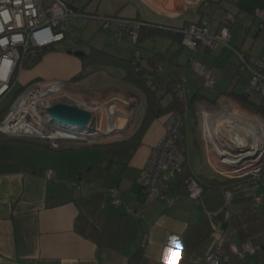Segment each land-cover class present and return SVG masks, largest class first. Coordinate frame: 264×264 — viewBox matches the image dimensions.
<instances>
[{
	"label": "crops",
	"instance_id": "1",
	"mask_svg": "<svg viewBox=\"0 0 264 264\" xmlns=\"http://www.w3.org/2000/svg\"><path fill=\"white\" fill-rule=\"evenodd\" d=\"M65 1L77 13H88L74 0ZM107 1L109 0H100L96 12H90V14L102 16L117 14L164 27H178L185 23H203L213 20V33L220 32L224 24L220 21L223 20L224 11H231L237 17L236 23L242 24L240 34H244L240 45H234V47L244 53L264 59V33L259 27L253 31V34H250L257 20L253 13L254 8L257 5L264 8V0H230L225 2L209 0L207 5L192 8L182 6L177 0H114L111 10L105 7ZM144 9L164 16L166 21H152L144 14ZM83 18L85 17L81 15L72 16L70 19L72 32L67 34L65 40L52 46L53 50L47 51L43 55L40 54L34 59L36 61L34 66H29V63L33 64L32 59L29 60L21 72L17 84L24 87L36 80L74 82V77L79 74H84L87 77L89 74L101 73L104 71L103 69L109 68L112 72V85L121 81L130 89L132 87L138 89L125 81L126 69L124 67L106 62L95 68L94 64H84L81 59L83 55H76V52L79 51L84 54L90 53V51L84 52L82 48L72 47L75 46L72 36L77 35L74 26L80 24V20ZM233 25L231 33L234 29L236 33L239 29ZM108 35L106 44L110 46L108 49L110 51L105 49L108 48L106 45L102 47L93 45L90 49H102L110 55L122 58L132 56L134 45L128 43V38L121 36L116 31ZM156 35L169 37L172 42L178 41L183 46L182 40L174 37L173 34ZM250 35H252L251 39H249ZM151 36L143 38L140 46L142 47V42ZM109 40L113 41L114 45L110 44ZM235 42H239L237 33ZM165 49L166 46H163L160 50L154 51L159 52L157 58L152 60L156 66L155 70L159 61L166 58L163 53ZM180 51V47L174 49L173 57L170 59L174 64V71L178 67L182 69V65L177 60ZM154 52H150L146 56L141 53L146 59L145 62L142 61V65L149 69H152V66L148 58ZM219 62L221 61H217V65L221 64ZM228 66L229 61L222 67H214V72L216 74L218 68L219 74L230 78L231 82L236 81V83L231 84L227 90L218 89V91H228L233 88L240 92L244 91L249 81V73L243 69L244 73L248 74V81L240 90L238 86L242 77V66L237 69L233 68V70ZM84 78L75 82L80 85ZM195 93L189 97L186 89V101H190ZM209 97L214 96L209 95ZM197 100L209 102L208 98ZM197 100L195 104L198 102ZM162 122L163 124L159 122L160 124L146 131L145 141H141L129 158L115 161H110L102 152V145L112 143L114 140L101 141L98 144L99 154L92 158L90 152H87L89 149L79 150L92 146L79 147L72 143L59 150L50 144L47 146L43 141L37 139L21 137L15 139L14 136L0 132V264H126L140 244L144 245L145 255L149 259L164 264H178L185 243L192 241L188 232L192 224L199 225L201 232L197 234L210 229L208 237L195 247L190 255L191 264H199L207 261L208 255L221 237H226L227 234L233 232L237 235L235 228L230 226V222L234 221L232 220L233 213L259 203V209L264 214V173H262L259 183L247 182L237 188L224 191L221 189L209 190L205 194L206 202L195 201L185 194L178 185L177 175H174L173 180L170 179L173 186L168 188L164 197L148 196L139 183V176L153 147L159 144L165 134L166 118ZM192 134L189 144L191 139L195 143L198 142L194 131ZM186 141H188L187 135L182 140L181 146L187 147L189 153V144ZM203 151L205 150L200 149L199 151L203 165L201 171L197 172L193 169L190 156L189 162L195 173L212 178L208 162L203 158ZM115 162H119L118 165L123 163V169L119 172L116 171L115 178L118 180L116 184L108 181L110 170ZM50 170L53 172L52 175H48ZM112 187L118 188L124 203L117 207L106 201L103 206L106 212L120 214L126 211L129 206H133L135 209L141 210L143 214L141 228L136 239L138 242H135L136 240L130 242L124 250L98 244L81 234L76 228L80 206L87 198L94 193ZM123 192H130L125 194L126 199L122 197ZM193 211L196 212L194 219H192ZM250 257L253 262L258 260L256 254L250 255Z\"/></svg>",
	"mask_w": 264,
	"mask_h": 264
},
{
	"label": "built area",
	"instance_id": "2",
	"mask_svg": "<svg viewBox=\"0 0 264 264\" xmlns=\"http://www.w3.org/2000/svg\"><path fill=\"white\" fill-rule=\"evenodd\" d=\"M177 1H180L181 5L186 8L207 5L209 2V0ZM253 12L256 17L260 19V29L264 28V8L257 5ZM85 14L86 13L83 12L77 13V11L65 0H0V100L18 83L21 72L29 60L36 59L44 49L50 48L67 38V34L72 32L70 24L71 17L74 15L87 16ZM91 16L100 15L93 14ZM100 17H104L105 26L109 28L114 27L119 33L128 32V36L134 44L138 42L140 28L147 23L138 19L126 18L119 15ZM212 21L203 23L190 22L178 27L166 26L165 28L181 33L182 44L194 51H205L218 47L230 48L237 54L242 67L249 73V81L245 91L252 95L257 94L260 98L264 99V59L244 53L230 43L231 26L237 21L236 15L231 11H224L223 20H220L224 24L219 33L212 32ZM137 55H139V53H137ZM136 59L138 60L139 56H137ZM191 64L194 69L204 77L207 86L214 87L216 85L214 70L195 60H192ZM179 87L186 97L184 74ZM70 95L68 90H66V83L62 80H36L31 82L24 86V89L17 95L15 102L8 110V115L3 121H0V132L14 137L44 140L54 147H65L67 146L66 143L69 141L77 145L86 146L100 143L101 141L97 142L98 133L90 132L84 134L82 130L77 128H74L73 131H65L61 128H57L46 117L44 110L47 106L55 102L67 100V98L71 97ZM22 98H29L28 101L33 105L29 109L22 108L18 113L19 117H23L22 119L25 121L26 129L38 127L36 125L39 119L42 122V130L39 129L40 131L38 132H31L26 129L22 131L20 129L11 128V125L16 122H13L16 112L15 106L17 103L21 102ZM207 103L209 104V108L204 111L205 117L206 112L215 111L220 113L223 111L224 107H228L231 111H244L248 115L258 116L255 112L251 113L243 109L238 102L228 95H221L214 104ZM184 109L183 113H172L168 115L165 123V134L159 144L153 147L147 163L142 168L139 183L144 192L150 197H164L169 188L170 176L176 175L178 172L182 171V165L186 162V156L180 144L183 135L184 119L187 120L189 116L188 106L186 105ZM258 117H260L264 123V118L261 116ZM52 129L73 135L74 138L65 136L58 141H53V139L47 135ZM90 130H98V128L92 127ZM262 133L264 136V131ZM208 134L209 128L204 121L202 135L206 146H208L207 149L221 153L222 151H216L214 149ZM230 147L232 146L225 143L222 144L223 151H227L231 155H234ZM257 148L258 149H251L258 150L260 154H264V139L261 138ZM263 167L264 162L261 166L244 172L242 177H238L236 174L223 169L220 170V173L230 178H252L254 181H260ZM52 174L53 172L50 170L48 175ZM186 184L188 196L193 200H199L203 188L197 177L193 175L186 181ZM109 195L110 202L114 206L118 207L123 205L124 202L118 188H109ZM256 206H259V203H257ZM127 209L129 211L136 210L138 213L141 212L133 206H129ZM230 249L242 259H246L256 251L255 246L250 240L244 241L241 244L232 243ZM227 258L228 253L225 249V237H221L208 255L207 262L208 264H221L222 260L227 261Z\"/></svg>",
	"mask_w": 264,
	"mask_h": 264
},
{
	"label": "trees",
	"instance_id": "3",
	"mask_svg": "<svg viewBox=\"0 0 264 264\" xmlns=\"http://www.w3.org/2000/svg\"><path fill=\"white\" fill-rule=\"evenodd\" d=\"M116 32L119 33L118 31ZM119 34L122 36L124 34L126 36L129 35L126 31ZM156 34H173L174 37L182 40L181 33L150 22L146 23L140 28L139 39L138 42L134 44L132 56L130 58L113 56L102 49L95 48L92 49L90 53L83 54L81 58L84 64H94L95 68L102 66V64L106 62L124 67L126 69V76L124 78L125 81L140 89L146 97V109L144 117L142 118L137 131L126 139L102 145V152L104 156H106L110 161L125 160L129 158L136 148L141 144L143 134L149 125L162 114L167 113L168 117V115L172 113H183L185 110L184 108L187 105L189 108V113H193L194 115L193 106L195 105V101L199 98H208L209 103L214 104L221 95H228L247 109L264 116V99L260 98L258 100V98L256 99L251 93H248L245 90L241 92L235 90L234 88L228 91L220 90L217 94H215L214 97L210 98L208 94L201 91L200 87L193 95V98H191L190 101H186V97L179 87L183 80L182 69L178 67L175 69L174 74H172L170 79H164L156 72L155 63L152 62L154 58H157L159 52H154L152 55L153 57L151 56L148 58L150 59L149 63L152 66V69L142 65V54L137 55V53L141 51L140 43L143 38ZM53 48L54 47L44 49L41 55L47 51L53 50ZM137 56H139L138 60L136 59ZM83 77L84 74H79L74 77V81H77ZM23 89L24 87H22V90ZM5 113V111L0 110V121L3 120ZM14 138L19 139L20 137ZM182 139L184 138L182 137ZM182 139L180 144H182ZM40 141H43V143L47 146L49 145L47 141ZM78 146L88 147L84 145ZM182 166V171L178 172L176 175L179 180L178 185L182 188V191L185 194L188 195L186 181L193 175H195L202 184L203 192L200 199L197 201L206 202L205 194L209 190L211 191L214 189H221L224 191L226 189L237 188L239 185L247 182L259 183V181H254L252 178L234 179L224 175H213L212 178H208L206 175L195 173L187 160ZM263 170L264 167L262 171ZM172 186L173 184L170 181L169 188ZM106 201L110 202L109 189L90 195L80 206V213L76 219V228L81 234L91 238L98 244L109 245L117 250H124L126 246L130 242L136 240L139 235L143 217L142 211L140 210L141 212L138 213L136 210L129 211L126 209V211L120 214H115L113 212L108 213L103 208ZM259 208L260 206L254 205L232 214V220L234 221L230 222V226L235 228L237 235H235L233 232L232 234H227L225 237V249L228 253L227 262L229 264H264V214ZM209 231L210 229L197 234L198 232H201L199 231V225H191L190 229H188V232L192 241L185 243L178 264H191L190 255L192 250H194L195 247L200 245L208 237ZM247 240H250L255 246L256 251L254 254H256L258 257V260L252 263L246 262L248 257L246 259L239 258L230 249L232 243L241 244ZM126 264L164 263L149 259L145 255L144 245L140 244L129 257Z\"/></svg>",
	"mask_w": 264,
	"mask_h": 264
},
{
	"label": "rangeland",
	"instance_id": "4",
	"mask_svg": "<svg viewBox=\"0 0 264 264\" xmlns=\"http://www.w3.org/2000/svg\"><path fill=\"white\" fill-rule=\"evenodd\" d=\"M74 1L76 4L83 6L85 12H88V13L85 14L87 15V16H84L85 18L80 20L81 21L80 24H77L76 26H74V30L77 33V35L72 36V39L74 40L73 44L75 45L72 47L82 48L84 52L91 51L90 48L93 45L94 46L98 45L97 47H100V46L102 47L103 45H106L108 48H105V49L106 50L110 49L109 48L110 46L106 44L108 41L107 39L109 38L108 34H112V32H114L116 29L114 27L109 28L108 26H105L104 24L105 20L103 19L104 17L102 18L100 17L102 15L99 14L100 16H91L93 14H90V12H96V7L100 0H74ZM114 2H115L114 0L107 1L105 3V7L108 8V10H111L112 4ZM144 11H145L144 14L147 16V18L152 19V21H156V22H162L163 20L166 21L164 16L157 15L152 10L150 11L148 9H144ZM97 13H100V12H97ZM213 18L211 17V19ZM256 18L257 20L255 22V25H253V28H252L253 30L250 34H253V31L257 30V28H259L260 26V19L258 17ZM233 26L239 29L236 32L237 39L239 40V42H235L236 33L234 29L231 33L233 36V39L230 40V43L232 46L240 45V43L243 41V38H244V34L243 33L240 34V31H242V24H240V22H237ZM261 30L264 33V28H262ZM123 37L128 38L127 39L129 40L128 43L130 42L132 46L134 45L133 41L131 40L129 36H126L124 34ZM251 38H252V35L249 36V39ZM76 40L78 41L76 42ZM109 41H110L109 42L110 44H113V41L111 40ZM173 42H172V39L169 37L152 35L151 37L146 38L142 42V47H141V51L139 52V54L142 53L144 56H146L148 53L154 52L155 50L157 51L158 49L160 50V48H163V46H166V49L163 51L164 56L166 58H163L159 61V64L156 70L158 74L161 75L164 79H170L174 72V64L172 63L170 59L171 57H173V50L176 49L177 47H180L181 51H180V54L177 60L182 65L183 74L185 77V87L187 89V94L189 97H191V95L195 93L199 87H201L202 92L208 95H211V96L212 95L215 96L218 89L227 90L231 84L234 85L236 83V81L231 82L230 78L223 77V75L219 74L218 73L219 69L217 68L216 69L217 73L214 75V80L216 81L215 88L209 87L206 85L204 77L199 72H197L191 64V61L195 60L207 66L208 68L215 70L214 67H218V66L222 67L224 63L229 61L228 67H230L232 70L233 68L234 69L240 68V66H242L241 62L237 54L235 52H232L230 48L218 47L220 49L216 48L217 50L209 49L205 51L204 50L194 51L184 45L181 46V43L178 41H175L174 44ZM128 53L130 54V52ZM145 60L146 59L144 58L142 59L143 62H145ZM217 61H221L219 62L221 64L217 65ZM243 69L244 68L242 67L241 69L242 77H241L240 84L238 86L240 90L244 88V86L246 85L248 81V74L244 73ZM103 70L105 72L101 71V73L89 74L87 77L86 75H84L85 78L80 82V85L76 83L75 81L67 82L65 80H62L66 83V90H68V92L71 94L70 95L71 97L67 98V100H62L59 102L75 104L82 108L90 109L91 111L94 112L95 118H94V124L92 125V127L98 128V130H82L84 134L86 133L88 134L90 132L98 133L99 135L98 136L96 135L98 138L97 142L106 141V140L119 141L120 139L131 136L133 133L137 131L138 127L140 126L141 120L144 117V113L146 109V99H145L146 97L144 93L141 92L140 90L135 89L134 87L130 89L128 85L123 84L121 81L116 82L115 84L112 85L111 69L109 70V68H105ZM86 87L95 88V89H91V90L82 89ZM21 92H22V86L21 84H17L15 87L11 89V91L4 98L0 100V110H3L6 112L4 115V118L8 115L7 114L8 110L10 109L12 104L15 102V99L17 97L16 95H18ZM253 96L256 99L258 98V100L260 99V96L257 94H253ZM197 101L198 102H196V104L193 106L194 115L193 113L191 114L189 113L187 120L184 119V129L182 131V134H183L182 137L184 138V135L185 136L187 135L188 141H186V143L189 144V139L193 136L192 132L194 131V136L197 138L198 142L195 143L192 139L190 140L189 153H188L187 147H182V149H184L183 151H185L184 154L188 162H189V156H190L191 165L193 169L196 170L197 172L203 169L199 151L200 149L205 150L202 152V154H203L204 160L205 161L207 160L208 162V167L211 172V175L223 176L220 173L221 168L217 164L216 158L213 155L214 152L210 149H207L208 146H206V143L202 135L203 128H204V121H205L204 111L207 110V108H209V104L205 101H201V100H197ZM239 105L243 109L248 110L251 113L253 112L247 109L246 107H244L243 105L241 104ZM256 115L264 118V116L258 113ZM166 117H167V113L162 114L159 118H157L158 121H154L147 128V130L153 128L154 126L160 123L163 124L162 120H164ZM124 119H126L125 120L126 124L123 129L118 130L121 128L120 127V128H115L109 131V125H111L113 121L118 120V122L120 121L122 122L124 121ZM51 123L55 125L57 128H61L65 131L74 130V127H71V126H64V125H61V124H58L52 121ZM256 124H260V122L256 121ZM146 131L144 132V134L146 133ZM144 134L142 137V142L145 141ZM51 137H55V136H51ZM91 137H94V136H91ZM72 143L73 142L69 141L66 143V145L68 146L69 144H72ZM98 144L91 145L92 146L91 148L90 147L82 148L79 150L89 149L87 152H90V156L93 158L99 154L98 152L100 150L98 148ZM117 163L119 162L113 163V166L110 170L109 177H108L109 183L116 184V182L118 181L115 178L117 174L116 171L119 172L121 169H123V163L122 165H118ZM263 173H264V170H263ZM174 178H175L174 175L170 176V179L173 180ZM129 193L130 192H123L122 197L126 199L127 196L125 194H129ZM135 242H138V241L136 240ZM246 261L250 263L253 262L250 256L246 259ZM199 264H208V262L204 261ZM221 264H229V263L227 261L222 260Z\"/></svg>",
	"mask_w": 264,
	"mask_h": 264
},
{
	"label": "bare ground",
	"instance_id": "5",
	"mask_svg": "<svg viewBox=\"0 0 264 264\" xmlns=\"http://www.w3.org/2000/svg\"><path fill=\"white\" fill-rule=\"evenodd\" d=\"M28 99L29 98H22L21 102L17 103L15 106L16 112L13 122H16L11 125V128L25 131V121L22 119L23 117H19L18 113L22 110V108L29 109L31 106H33L32 103L28 101ZM260 119V117L248 115L244 111H231L228 107H224L223 111L220 113L215 111L206 112L205 124L209 128L208 135L216 151H222V144L224 143L230 146L242 145L258 149L257 147L261 138L264 139L262 133L264 131V123L262 119ZM118 120L113 121L111 125H109V131L120 127L121 128L118 130H121L125 127L126 119H124L122 122H118ZM37 121L38 124L36 126L38 127H33L31 129L28 128L26 130L31 132H38L42 130L43 128L41 120L38 119ZM256 121L260 122V124H256ZM47 135H49L53 141H58L65 136L68 138H74L73 135L65 134L53 129L50 130ZM50 135L55 137H51Z\"/></svg>",
	"mask_w": 264,
	"mask_h": 264
},
{
	"label": "water",
	"instance_id": "6",
	"mask_svg": "<svg viewBox=\"0 0 264 264\" xmlns=\"http://www.w3.org/2000/svg\"><path fill=\"white\" fill-rule=\"evenodd\" d=\"M83 52H76V55L82 56ZM33 64L29 63L32 67L36 64L33 59ZM46 117L55 123L71 126L79 130H90L94 124L95 114L93 111L87 108H82L75 104L56 102L50 106H47L44 110ZM55 149H64L65 147H54ZM233 152L231 155L227 151L214 152L213 155L216 158V162L223 170H228L231 173L236 174L238 177H242L244 172L261 166L264 162V154H260L258 150H253L249 146H232L230 147ZM228 158V159H225ZM238 177H234L237 179ZM195 211H193L192 219H194Z\"/></svg>",
	"mask_w": 264,
	"mask_h": 264
}]
</instances>
